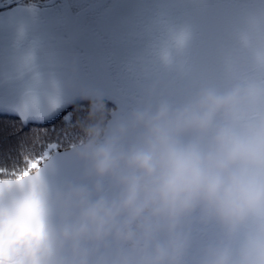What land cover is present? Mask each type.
I'll list each match as a JSON object with an SVG mask.
<instances>
[{
  "label": "clouds",
  "instance_id": "1",
  "mask_svg": "<svg viewBox=\"0 0 264 264\" xmlns=\"http://www.w3.org/2000/svg\"><path fill=\"white\" fill-rule=\"evenodd\" d=\"M237 39L264 65V37ZM83 132L80 181L39 190L44 226L11 231V264H264V80L198 86ZM25 196L9 191L18 207ZM209 226L219 238L194 253Z\"/></svg>",
  "mask_w": 264,
  "mask_h": 264
},
{
  "label": "snow or ice",
  "instance_id": "2",
  "mask_svg": "<svg viewBox=\"0 0 264 264\" xmlns=\"http://www.w3.org/2000/svg\"><path fill=\"white\" fill-rule=\"evenodd\" d=\"M0 8V107L15 112L0 117V144L34 128L55 131L74 111L83 114L82 123L97 99L113 112L136 107L148 100L150 86L155 96L179 104L198 86L264 80V65L252 68L250 49L237 39L240 33L264 37V0H0ZM3 24L15 29V45ZM28 35L30 49L21 56L13 48ZM37 58L53 83L66 86L63 103L59 89L46 94L47 111L14 105L13 82L32 72ZM54 152H60L57 142H43L39 151L22 154L20 164L0 166V233L8 236L0 264H11L12 230L38 238L44 226L39 190L47 185ZM9 191L26 193L21 206ZM217 238L218 231L209 229L193 252Z\"/></svg>",
  "mask_w": 264,
  "mask_h": 264
},
{
  "label": "flooded vegetation",
  "instance_id": "3",
  "mask_svg": "<svg viewBox=\"0 0 264 264\" xmlns=\"http://www.w3.org/2000/svg\"><path fill=\"white\" fill-rule=\"evenodd\" d=\"M4 9L0 8V12H3ZM2 27H4L5 29H7V31L10 33V35L12 36V41L11 43L13 45H15V29L12 28L11 26L7 25V24H3ZM30 45H31V36L28 35L26 36L22 41H20L19 43V47L18 49H16L15 47L13 48V51H18L19 55H23L25 53H27L30 49ZM36 65L41 64L39 61V58H37L36 60ZM41 64V69L39 70H35L33 71L31 74H29L28 76H26L22 81L18 82V83H14L15 89L17 88L16 86H19L20 84L27 82L30 78H32L34 84L26 87L25 89H23L22 91L19 89H16V93L14 96V105L16 104L19 96L26 90L29 89H36V90H40L41 92L44 93H54L57 92V90L59 89V94H60V99L61 102H64V96H63V89L66 87L63 84H55L52 82L47 69ZM10 70H12L13 72L18 70V64L14 63L12 65H10ZM35 74H39V81L36 82L34 81V75ZM153 88V94H149V88L146 90V97H148V100H146L144 103H148V102H152L154 103L157 99H159L160 97H165L168 98L170 100V98L167 95H158L155 96V87L152 86ZM142 103V104H144ZM142 104L137 105L141 106ZM109 110H106V106L103 103L102 100L97 99L96 101L93 102L92 104V108L90 113H92V115L90 116H84L83 118V122L81 123V117H82V113L80 111H74L72 113H74V120L73 121H77V126L73 127L72 123L71 126L73 128V130H81L83 131V129L88 126L89 124H98L100 127H102L103 129H105V131L110 130L113 125L115 124L116 120L118 119H122V118H126L129 113L131 112V110H133L136 107L133 108H129L126 109L124 111L119 110V108H116L115 112L112 111L113 106L109 105ZM0 112L2 113H6L7 115H11L12 111H10L9 109H5L0 107ZM71 114V113H70ZM43 130V129H41ZM82 139H75L72 141L67 142L68 143V147H64L65 145L63 143L60 142L59 147H60V151L64 150V149H69V148H73L71 147L72 144H76L77 142L82 141ZM209 229H215V226H209ZM208 229V230H209ZM216 230V229H215Z\"/></svg>",
  "mask_w": 264,
  "mask_h": 264
},
{
  "label": "trees",
  "instance_id": "4",
  "mask_svg": "<svg viewBox=\"0 0 264 264\" xmlns=\"http://www.w3.org/2000/svg\"><path fill=\"white\" fill-rule=\"evenodd\" d=\"M7 115L6 113H0V117ZM74 113H71L66 117L65 123L58 124L55 131L53 130H41L34 128L31 132L26 133L23 137L11 143L0 144V166L13 167L20 164L21 156L27 152L39 151L40 144L43 142H57L63 143L68 147L69 141L79 140L84 137V132L77 129L73 130L71 122L74 120ZM17 126L19 122L17 121Z\"/></svg>",
  "mask_w": 264,
  "mask_h": 264
},
{
  "label": "water",
  "instance_id": "5",
  "mask_svg": "<svg viewBox=\"0 0 264 264\" xmlns=\"http://www.w3.org/2000/svg\"><path fill=\"white\" fill-rule=\"evenodd\" d=\"M37 69H41V64L36 65L34 70ZM32 72H26L23 78ZM22 79L15 80L13 83H17ZM46 94L49 93H44L37 90H28L20 96V98L17 101L16 107L24 106L25 108H27L29 106H32L36 109H40L41 111H47ZM13 115H15V112H13ZM80 170H81V162L74 155L72 148L62 150L59 153H54L53 160L50 162V167L45 174L46 181L50 191L52 193H55L56 190L62 184L68 181L79 182ZM52 212L54 218V209L52 210Z\"/></svg>",
  "mask_w": 264,
  "mask_h": 264
},
{
  "label": "rangeland",
  "instance_id": "6",
  "mask_svg": "<svg viewBox=\"0 0 264 264\" xmlns=\"http://www.w3.org/2000/svg\"><path fill=\"white\" fill-rule=\"evenodd\" d=\"M32 80H33V79L30 78L27 82H24V83L20 84L19 86H16V87H17L16 89H19V90L22 91V90L25 89L26 87H28V86L34 84V82H33Z\"/></svg>",
  "mask_w": 264,
  "mask_h": 264
}]
</instances>
